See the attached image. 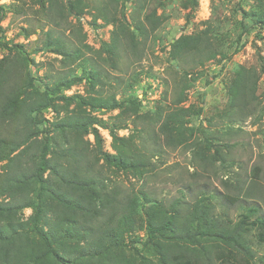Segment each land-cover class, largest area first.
<instances>
[{"label":"rangeland","instance_id":"rangeland-1","mask_svg":"<svg viewBox=\"0 0 264 264\" xmlns=\"http://www.w3.org/2000/svg\"><path fill=\"white\" fill-rule=\"evenodd\" d=\"M77 1L84 5V14L70 17L68 23L57 20L50 29L30 0H1L0 5L7 7V12L0 37L8 46L23 45L33 60L31 99L55 88L62 78L95 72L98 85L94 90L84 80L56 93L54 107L41 116L51 132L60 120L71 118L75 122L82 115L77 101L69 100L76 95L105 99L114 96L125 104L138 98L142 104L136 115L128 105L110 112L85 108L98 120L93 128L100 134L101 151L110 155L123 151L121 142L114 141L112 131L115 132L118 138L128 140L129 149L123 151L124 156L142 162L141 175L106 161L91 128L80 135L79 141H74V135L68 141L67 148H73L74 153L70 157L73 160L64 161L65 166L79 170L81 178L87 175L105 189L102 200L91 203L95 219L83 228L95 231L98 239L108 227L119 230L117 222L135 207L132 231L124 232V244L113 248L109 262L101 264H264V28L253 25L264 11L262 2ZM111 5L117 8L118 18L130 25V31L135 30V19L143 20L148 11H157L161 25L138 45L140 59L129 50L128 39L122 42L116 66L108 54L100 53L115 29L100 14ZM242 23L252 28L243 38ZM48 31L53 40H61L64 51L45 48ZM191 36H201L202 51H185L178 59H172L171 46L180 38ZM6 58L14 66L18 64L14 53L0 48V61ZM185 71L190 73L188 77ZM239 74L245 79L246 88L242 95L237 92L236 99L233 85ZM181 109L185 110L184 134L188 143L173 147L166 143L160 127L168 113ZM16 129L0 121V138H8ZM33 153L31 148L22 160L24 166ZM5 164L0 165V173L6 174L2 167ZM0 201L10 199L3 196ZM202 204H208L209 219L214 222L203 227L205 234L190 229L189 233L195 234L191 242L183 230L195 208ZM154 205L156 217L165 216L169 221L173 216L177 221L167 232L152 236L147 231L146 211ZM32 214L33 210L24 209L17 218L27 220ZM243 216L248 217L250 224L242 231L246 248L230 247L220 232H236ZM48 217L53 220L56 215L50 213ZM214 225L218 226L220 237L209 234ZM77 228L82 230V226ZM63 242L71 246L61 251L64 257L74 259L73 241ZM80 244L84 247L86 242Z\"/></svg>","mask_w":264,"mask_h":264},{"label":"trees","instance_id":"trees-1","mask_svg":"<svg viewBox=\"0 0 264 264\" xmlns=\"http://www.w3.org/2000/svg\"><path fill=\"white\" fill-rule=\"evenodd\" d=\"M30 1L44 15L50 29L57 25V20H65L68 23L70 17L80 18L84 14V5L77 0H67V2L65 0ZM192 1L196 3V0ZM260 1L264 6V0ZM105 9L101 10L100 14L105 22L112 24L115 29L111 41L102 45L100 53L108 54L112 65L116 66L119 63V50L122 42L124 39H128L129 50L138 57V45L145 43L149 34L161 25L157 11H148L143 20L136 21L135 19L133 24L135 30L130 31L127 21L118 18L117 8L114 9L111 5ZM6 10L7 7L0 5L1 33H3L1 22L5 17ZM123 18H125L124 14ZM253 25L260 29L264 28V11L260 12ZM242 28L241 38L250 34L252 29L245 23H242ZM30 35L27 34V36ZM202 41L201 36L180 38L171 46V58L178 59L180 54L185 51L197 50L201 52ZM0 48L14 53L18 63L14 66V62H9L7 58L0 61V97L2 98L0 100V121L7 122L10 126L17 128L15 134L8 138H0V165L6 163L2 167L5 171L7 170L6 174L0 173V198L7 196L10 199L9 202L0 201V264H101L109 262L113 248L124 244V232L130 234L134 227L135 207L131 206L133 208L129 213L117 222L116 226H120L119 230L121 231L108 227L99 233L98 239H95V231L89 232L83 226H88L87 224L95 219L91 203L102 200L101 192L105 191L104 185L97 183L87 175H85L86 178H81L79 170H72L65 166L64 161L73 160L70 157L74 153V149L67 148V145L70 136L74 135V141L77 142L80 140V135L88 132L91 128L97 147L100 149V155L106 161L114 164L116 168L141 175L143 173L142 162L137 158L132 159L124 156L123 151L129 149L126 145L128 140L118 138L115 132L112 131L114 141L121 142L123 151L117 155L105 154L101 151L100 134L96 128H93L98 120L85 109L91 107L95 111L101 108L110 112L115 109H123L125 105H128L132 107L131 109L136 115L142 109L140 100L135 98L129 101L130 104H125L118 102L114 96L105 99L103 97L85 98L76 95L69 100L77 101L82 115L75 122L71 121V118L60 120L51 132V129L43 125L41 116L45 110L54 107L56 93L60 89L69 90L84 80L94 90L98 85L95 72H91L93 74L90 75L86 74L84 77L77 74L72 79L62 78L63 80L58 82L55 88L48 89L43 96L36 95L34 99H31L29 90L35 81L31 72L33 60L23 45L8 46L1 37ZM45 48H48L49 51L65 50L60 39H52L50 31L46 32ZM62 54L69 58V54L65 52ZM75 57L78 59V54ZM184 74L187 77L190 75L187 71ZM242 79V75L239 74L233 85L236 99L238 98L237 92L240 95L245 93L246 83L245 79L244 81ZM5 86L9 87L5 88ZM182 101L183 99L180 98L179 103ZM184 117L185 110L183 109L171 112L167 114L161 124L160 130L166 135L168 145L173 147L187 145V137L184 134L186 123ZM186 129L188 128L185 127ZM31 148L34 153L31 154L29 163L24 166L22 160ZM207 199L204 198L205 201ZM24 209L33 210V214L27 220L18 219V213ZM155 209H157L156 205L146 211L147 231L152 236L167 232L168 228L177 221L173 216L169 221L165 216H162L163 218L156 217ZM209 209L208 204H202L195 208L187 220L183 233L189 237L191 242L195 239L194 230L198 234H205L202 232L203 227L214 222L213 219H209ZM50 213L56 215V218L49 220ZM248 223V217L243 216L240 226L236 230L237 233L234 231H227L225 234L220 232L228 243L227 245L246 248L241 237L243 228L250 226ZM251 225L255 224L251 223ZM78 226H82V230H79ZM211 228L214 232L209 230V234L219 236V232L217 233L216 230L218 226L214 225ZM190 229L193 230L191 233H189ZM207 232L208 230H206ZM261 239L264 238L261 237ZM63 240L73 241L74 254H76L74 259L70 260L64 257L65 254L61 252L68 248L71 249V246L64 243ZM81 241L86 242L84 247H81ZM248 250H246L247 254L252 258V254ZM84 257L87 259L84 260ZM182 264L198 263L184 262Z\"/></svg>","mask_w":264,"mask_h":264}]
</instances>
